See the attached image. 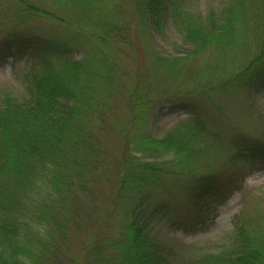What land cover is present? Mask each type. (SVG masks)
<instances>
[{
	"label": "trees",
	"instance_id": "1",
	"mask_svg": "<svg viewBox=\"0 0 264 264\" xmlns=\"http://www.w3.org/2000/svg\"><path fill=\"white\" fill-rule=\"evenodd\" d=\"M52 1L54 8L34 0H10L21 8L10 10L12 18L38 20L48 32H35L26 40L15 37L0 52V60L26 52L32 68L25 76V98H0V264H18L19 253L34 264H169L151 225L167 219L171 227L193 228L211 204L227 196L231 185L212 174H196L193 163L186 167L185 162L179 174L192 182L186 194L189 203L178 209L153 200L150 192L159 184L162 144L173 135L153 138L147 116L164 102L172 103V109L192 114L188 120L200 132L203 102L217 108L219 99L235 90L264 87V31L247 40L252 59L228 57L212 65L217 70L199 79L185 78L176 91L169 86L164 90L157 82L160 75L168 76L171 68H176L174 74H184L177 69L186 60L188 44L200 46L209 40V49L215 51L221 42L235 43L229 36L239 24L238 16L227 10L205 17L188 14L177 24L173 13L180 40L173 44L178 52L174 56L154 46V35L164 31V0H130L145 27L140 34L146 64L128 87L117 59L132 54L123 10L128 0ZM258 1L246 8L247 14L264 7V1ZM69 4L83 9L68 16ZM169 75L172 85L175 78ZM178 129L185 133L187 128ZM109 138L121 146L120 153L107 148ZM242 148L238 156H264L262 144ZM114 212L125 214V220L114 222ZM168 212H175L176 219L171 221ZM33 222L47 225L46 240L33 230ZM118 224L119 233L111 234ZM220 249L199 251L190 264H264V232L237 216Z\"/></svg>",
	"mask_w": 264,
	"mask_h": 264
},
{
	"label": "rangeland",
	"instance_id": "2",
	"mask_svg": "<svg viewBox=\"0 0 264 264\" xmlns=\"http://www.w3.org/2000/svg\"><path fill=\"white\" fill-rule=\"evenodd\" d=\"M34 1L42 2L41 4L51 8L55 7V2L52 0ZM250 1L164 0L165 16L162 17L164 31L161 36L154 35L156 44L154 46L158 50L163 48L168 53H173L174 56L178 55V52L173 49V44L180 43V40L174 27L173 13L178 24L181 18L188 14L205 17L211 11L219 15L222 11L227 10L226 14L234 12L235 16H238L235 18L237 20L235 23H239L229 36L231 40H235L236 44L228 42L223 45L221 42L215 51L209 49V40L203 42L200 45H203L201 48L188 44L185 47L187 51L184 58L186 60L179 62L180 68L177 69L178 72L184 74H174L176 68H171L170 73L175 78L172 85H169L171 84L170 78H168L170 73L168 76L167 74L160 75V81L157 82L164 84L162 86L164 90L169 86L171 91H176L182 86L181 82H185V78L199 79V75L212 69L217 70L218 66L212 68V65L228 57L239 60L252 59V49L248 47L249 36L254 35V38L257 39L262 35L260 31H264V7L250 10L251 12L247 14L246 8L258 0ZM92 4L96 6L98 3L94 1ZM124 5L123 10L126 11V20L130 24L129 29L132 36L130 45L132 54L129 57L121 55L117 59L120 60L123 73L125 71L126 74L127 86L130 87L132 85L131 78L137 72L143 73L145 70L146 58L142 50V45L145 42L140 34L144 32L145 27L140 25V18L135 14L133 2L128 0L126 3L124 1ZM262 5L264 6V2ZM19 6L10 5V0H0V52L8 44H13L15 37L18 40H26L31 38L35 32L40 35L48 32L38 20L26 23L12 18L10 10L20 12ZM78 7L74 8L69 4L68 9L71 11L68 16L83 9L82 6ZM145 39L148 40L149 37H145ZM252 47L254 49V46ZM148 53L150 54V52ZM162 53L164 54V52ZM25 54L26 52L8 57L6 55L4 60H0V98L5 94L14 98H25V76L32 69L31 60ZM146 73H149V69ZM175 83L178 84L175 85ZM218 105L215 108L210 103L204 105L203 102L199 108L200 118L204 125L199 130L200 132H195L196 129L191 126L193 124L188 120L192 114L186 110L172 109L170 107L172 103L164 102L152 109L147 116V126H149V132L153 138L161 139L169 132H172L173 135L169 141L162 144L164 155L160 161L158 160V164H161L159 184L150 192L153 200H163L168 202L172 208L178 209H182L189 203L186 194L192 182L179 174L181 169H184L182 164L185 162H189L186 167L193 163L192 169L196 174L204 173L207 176L212 174L231 185L227 196L223 200L211 204L209 210L200 217L201 221L193 228L171 227L167 219L159 221L155 227L151 225L152 236H155L165 246L164 251L169 258V264H190L194 254L199 251L207 253L220 251V246L229 239L233 231L234 220L237 216L264 232V156H252V159L248 153H241L238 156L239 150H242L244 145L262 144L264 146V87L255 91L235 90L230 96L226 95L219 99ZM178 128L187 129L184 133ZM105 145L107 148L117 150L118 153L121 151V146L111 138L106 140ZM123 204L119 206L118 212L120 213ZM167 217L171 221L175 220V212H168ZM112 219L114 222L120 223L125 220V214L118 216L114 212ZM107 227L110 228V220ZM119 227L120 224L112 230L111 234L119 233Z\"/></svg>",
	"mask_w": 264,
	"mask_h": 264
},
{
	"label": "clouds",
	"instance_id": "3",
	"mask_svg": "<svg viewBox=\"0 0 264 264\" xmlns=\"http://www.w3.org/2000/svg\"><path fill=\"white\" fill-rule=\"evenodd\" d=\"M49 167H51V165H49ZM31 227L36 233H38L41 239H45V240L47 239V235H46L47 225L46 224H37L33 222ZM16 260L18 264H34V261L31 259V257L26 256L23 253L17 254Z\"/></svg>",
	"mask_w": 264,
	"mask_h": 264
}]
</instances>
